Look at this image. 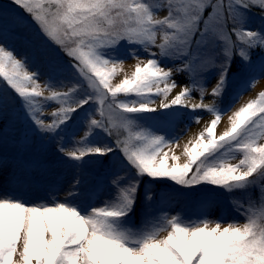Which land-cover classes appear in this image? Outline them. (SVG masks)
Segmentation results:
<instances>
[{
	"label": "snow or ice",
	"instance_id": "obj_1",
	"mask_svg": "<svg viewBox=\"0 0 264 264\" xmlns=\"http://www.w3.org/2000/svg\"><path fill=\"white\" fill-rule=\"evenodd\" d=\"M11 4L30 16L42 35L69 58L76 81L38 83L39 71L26 69L27 54L17 58L14 50L0 43V77L22 98L25 117L21 123L0 118V264H264V204L259 209L240 206L238 211L246 217L242 224L211 219L195 209L183 216L157 217V200L148 192L142 224L129 226L140 177L171 181L180 189L197 190L203 185L228 191L264 178V90L237 106L241 91L227 111H217L234 58L253 68L247 89L264 78V62H254L264 53V33L245 30L238 10L255 8L264 16V0H160L158 4L11 0ZM157 8L166 10L163 18L154 15ZM22 22L21 11L0 7V38L6 41ZM121 46L135 59L134 70H125V59L116 58ZM138 52L147 53V58ZM57 64L53 60L49 67ZM209 69L216 70V79L206 87L201 78ZM181 72L187 83L174 79ZM129 96L142 99L129 102L125 100ZM149 97L160 99L157 103ZM37 98L45 106L58 103L45 115ZM95 101L100 107L88 113L84 131L65 147L62 137L55 135L58 129ZM175 106L210 114L208 120L193 116L202 126L182 145L180 136L165 139L129 118ZM224 115L227 123L218 132ZM94 128L109 135L112 145H86ZM37 134L55 137V151L77 165L85 156L106 157L118 150L135 177L123 184L127 173L111 178L115 195L102 207L78 209L69 203L70 197L77 198L76 186L90 181L80 167L63 199L48 201L47 190L38 199L19 196L36 183L31 165L35 153L43 149ZM177 148H182L179 156ZM229 156L238 162H230Z\"/></svg>",
	"mask_w": 264,
	"mask_h": 264
},
{
	"label": "rangeland",
	"instance_id": "obj_2",
	"mask_svg": "<svg viewBox=\"0 0 264 264\" xmlns=\"http://www.w3.org/2000/svg\"><path fill=\"white\" fill-rule=\"evenodd\" d=\"M146 2L151 1L146 0ZM0 7L14 12L21 11L23 22L12 30L6 41L0 38V43L7 44L9 50H14L17 58H22V56L27 54L26 69L29 71H39L40 77L38 83L43 84L48 79L57 84L60 80L64 81L65 84L74 83L76 76L68 65L70 63L69 58L42 35L30 16L24 14L22 10H18L15 5L11 4V0H0ZM248 12L253 16L257 15L260 17L249 24L246 30H256L264 33V16H261L259 10L255 8L248 9ZM165 14L166 10L164 9L157 8L154 10V15L157 18H163ZM244 16L247 17V15ZM121 45H123V42H121ZM137 54H140L145 59L147 58V53L145 52H138ZM116 58L125 59V70H134L131 68V65L135 63V59L127 54L125 47L121 46L116 50ZM53 60L58 62L57 66L49 67ZM161 62L163 63L164 61ZM254 62L256 64L264 62V53L254 58ZM231 67L229 69V85L224 89L223 94L217 101V111L220 112L227 111L236 102V98L241 91L243 95L236 102L237 106L250 98H255L260 91L264 90V78L257 80L250 89L246 88L247 82L254 75L253 68L250 65L246 66L239 58H234ZM212 70L209 69L207 72H204L201 78V82L206 87H210L215 83L216 72ZM174 79L177 83L181 84L188 82V77L184 72L179 73ZM190 94L195 95L194 92ZM16 96L18 94L0 77V118L6 117L17 123H21L25 117L20 114V111L15 106ZM149 98L156 99L157 103L160 99L157 97ZM141 99V97L135 96L125 98L129 102L132 100L140 102ZM37 100L42 107H45V115L47 112H51L58 103L52 102V104L45 106L42 98H37ZM97 107H100L98 101H95L93 105H86L83 110L73 113L66 124L58 129L55 135L62 137V144L65 147L71 146L75 138L81 135L85 129L88 113L95 112ZM197 114L203 115L204 120L210 119V114L194 113L186 107L179 106L158 109L154 112L130 114L129 118L135 122V125L149 122L145 129L159 132L165 136V139L180 136L178 143L182 145L202 126L192 120L193 116ZM77 116L81 118L77 120ZM96 116L99 118L98 113ZM226 123V115H224L222 116L221 124L218 125L217 131L222 132ZM186 126L187 131H183ZM36 139L38 144L43 145V149L35 153L36 162L31 165V174L36 183L26 190L17 193L19 196L29 200L44 197L45 190H47L48 201L63 199L77 179L78 172L76 168L80 167L82 172L87 173L88 177H90V181L88 184L82 182L76 186L77 198L73 199L70 197L69 203L78 209L88 206L102 207L105 201H111L115 195V189L110 183L111 178L127 173V175H124V180L121 181L123 184L135 177L134 172L127 167L124 158L118 150L109 153L106 157L85 156L80 165H77L75 161L68 160V158L61 156L55 151V137H40L37 134ZM84 143L88 146H111L112 139L102 129L94 128ZM175 151L179 156L182 148H177ZM221 151L224 150L222 149ZM227 159L230 162H238V160L233 161L231 156L227 157ZM179 162H183V157H181ZM260 179L261 177H257L253 184L244 189L228 191L222 188L211 189L210 186L203 185L198 186L197 190L180 189L172 184L171 181H156L146 176L140 177L138 186V189H141L139 204L137 206L138 194H136V204L129 214V226L132 223L140 222L142 224L145 195L148 192L152 194L154 200L160 201V204L156 203L155 205L157 209H160V211L155 213L157 217L165 213L183 216L185 211L191 213L195 209L196 212H203L211 219H223L225 222L235 221L242 224L246 221V217L242 212L238 211L240 206L247 208L251 204L256 209L262 206V199L259 197V194L264 192V184L258 181ZM191 218H196V215H191Z\"/></svg>",
	"mask_w": 264,
	"mask_h": 264
},
{
	"label": "trees",
	"instance_id": "obj_3",
	"mask_svg": "<svg viewBox=\"0 0 264 264\" xmlns=\"http://www.w3.org/2000/svg\"><path fill=\"white\" fill-rule=\"evenodd\" d=\"M152 3L154 4H158L160 2V0H150ZM10 12L12 13H15L14 11L8 9ZM240 11V13L243 15V17L245 19H243V24H244V28L245 30L247 29V26H249V24H251L255 19H257L258 17L260 16H257V15H252L251 13L248 12V9H238ZM244 15H247V17H245ZM31 18V17H30ZM234 38V37H233ZM232 68V67H231ZM212 71L216 72L215 69H213ZM15 106L17 107V109L20 111V114L24 116V107H23V102H22V98H20L19 96H16L15 97ZM77 120H79L81 117L80 116H77L76 117ZM141 124V125H140ZM144 124V123H143ZM142 123H139L138 126H141V127H144L146 128L147 125L149 124V122H147L146 124L143 125ZM102 171H104L102 169ZM260 183L264 184V178H261L260 180H258ZM140 191L141 189L139 190L138 189V201H137V206L139 204V198H140ZM259 197L262 199V202H261V205L264 204V192L260 193L259 194ZM258 200V199H257ZM258 202H260L258 200ZM158 204H160V201H157ZM196 219V218H194Z\"/></svg>",
	"mask_w": 264,
	"mask_h": 264
}]
</instances>
